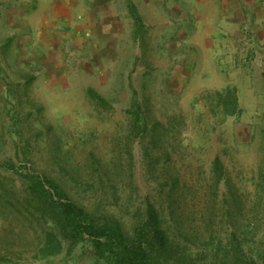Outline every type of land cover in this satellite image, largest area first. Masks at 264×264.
I'll list each match as a JSON object with an SVG mask.
<instances>
[{
  "label": "rangeland",
  "instance_id": "1",
  "mask_svg": "<svg viewBox=\"0 0 264 264\" xmlns=\"http://www.w3.org/2000/svg\"><path fill=\"white\" fill-rule=\"evenodd\" d=\"M130 66L126 57L88 85L74 78L64 97L0 89V162L17 168L0 167V263L107 264L90 242L60 235L29 190L30 168L130 238L151 202L166 240L158 264H264L262 105L175 94Z\"/></svg>",
  "mask_w": 264,
  "mask_h": 264
},
{
  "label": "crops",
  "instance_id": "2",
  "mask_svg": "<svg viewBox=\"0 0 264 264\" xmlns=\"http://www.w3.org/2000/svg\"><path fill=\"white\" fill-rule=\"evenodd\" d=\"M126 57L175 94L261 114L264 0H0L4 92L64 97L74 78L88 85Z\"/></svg>",
  "mask_w": 264,
  "mask_h": 264
},
{
  "label": "trees",
  "instance_id": "3",
  "mask_svg": "<svg viewBox=\"0 0 264 264\" xmlns=\"http://www.w3.org/2000/svg\"><path fill=\"white\" fill-rule=\"evenodd\" d=\"M135 106V103L132 104ZM138 120L137 110L133 112ZM214 171L221 177V163L213 160ZM0 167L17 171L12 164L0 162ZM25 178L30 182L29 190L36 199L49 202L51 221L60 235L72 244L79 241L91 243L95 256L107 264H158L160 255L166 250L164 233L153 204L146 202L145 221L133 237L124 234L113 221L99 223L83 208L72 202L51 180L35 174L27 168ZM39 209V208H38ZM59 248V239H54L51 250Z\"/></svg>",
  "mask_w": 264,
  "mask_h": 264
}]
</instances>
